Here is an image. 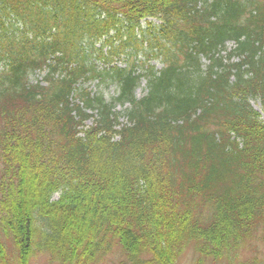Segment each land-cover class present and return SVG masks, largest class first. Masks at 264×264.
<instances>
[{"label": "trees", "instance_id": "1", "mask_svg": "<svg viewBox=\"0 0 264 264\" xmlns=\"http://www.w3.org/2000/svg\"><path fill=\"white\" fill-rule=\"evenodd\" d=\"M253 100L264 0H0V262L1 238L17 264H176L190 246L202 264L264 241Z\"/></svg>", "mask_w": 264, "mask_h": 264}, {"label": "rangeland", "instance_id": "2", "mask_svg": "<svg viewBox=\"0 0 264 264\" xmlns=\"http://www.w3.org/2000/svg\"><path fill=\"white\" fill-rule=\"evenodd\" d=\"M230 46V43L228 44ZM152 64H156L157 69H159L160 65L158 62H153ZM91 86V87H90ZM88 89H93L96 90L97 93L104 92V94L107 96V98L113 97L116 94V86L112 87H106V86H99L97 84H88L87 85ZM145 91V82L141 85L139 89H137L136 94H138L139 97L144 96ZM251 105L254 109V112H257L260 115L261 121L264 123V105L262 104L261 101L259 100H253L251 102ZM121 122L125 124V120L121 119ZM93 119L89 122L85 123L84 130L86 129L87 126L92 125ZM59 193L55 194L53 199H57L59 197ZM260 231L253 236H251L249 239V242L247 244L242 242V248L238 250L234 258H224L221 260L217 261H211V259H207L202 264H264V241L260 237ZM1 255L5 257L3 259V262L0 264H17V256H18V251L15 248V244L11 239L8 238H1ZM198 255L195 253L194 248L192 246L187 247L184 249L183 252L180 253L176 264H198ZM51 257L45 252H40L33 254L29 258V263L28 264H60L57 261H52ZM120 258L119 256L115 257L111 254L107 256L106 261L102 262L100 264H119L120 263ZM201 264V262H200Z\"/></svg>", "mask_w": 264, "mask_h": 264}]
</instances>
